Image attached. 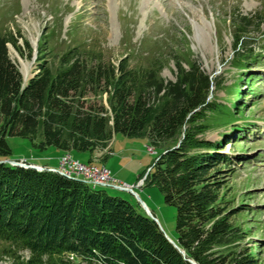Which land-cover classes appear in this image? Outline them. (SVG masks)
I'll return each mask as SVG.
<instances>
[{
	"label": "trees",
	"instance_id": "trees-1",
	"mask_svg": "<svg viewBox=\"0 0 264 264\" xmlns=\"http://www.w3.org/2000/svg\"><path fill=\"white\" fill-rule=\"evenodd\" d=\"M262 22L260 13L231 17L237 68L257 59L247 34ZM8 44L20 50L13 33L0 32V260L259 264L251 246L243 243L247 232L231 220L247 207L229 206L222 194L234 171L233 157L224 152L231 137H204L209 129L228 127L236 119L237 100L228 106L212 96L219 81L179 55H173L176 72L170 80L162 77L158 56L147 65L133 64L131 56L113 63L101 49L75 44L49 56L40 44L39 71L24 84ZM237 84L238 98L245 92ZM103 93L106 103L100 100ZM238 127L230 129L237 132ZM116 133L159 149L144 182L156 185L174 206V235L166 234L177 247L139 203L58 172L3 161L11 153L9 137L26 138L40 151L72 153L104 148Z\"/></svg>",
	"mask_w": 264,
	"mask_h": 264
},
{
	"label": "rangeland",
	"instance_id": "rangeland-1",
	"mask_svg": "<svg viewBox=\"0 0 264 264\" xmlns=\"http://www.w3.org/2000/svg\"><path fill=\"white\" fill-rule=\"evenodd\" d=\"M238 13L264 17V0H0V32H11L18 38L20 50L11 44L8 48L23 83L39 71L42 41L41 47L48 48L49 56L75 44L101 49L113 63L131 56L133 64L147 65L158 56L163 63L161 75L170 80L176 72L173 55H179L185 62L195 61L219 81L212 86V96L228 106L234 100L239 102L230 126L240 127L236 132L230 126H217L204 137L212 141L223 140L224 133L231 137L224 152L233 157L234 171L227 177L222 194L229 206L242 203L247 207L231 220L247 232L243 243L251 246L259 264H264V22L257 28L251 26L247 34L248 48L257 59L237 68L230 19ZM23 63L29 68L26 80ZM241 73H246L245 77ZM237 83L245 92L238 98L234 95ZM100 100L106 103V93ZM7 141L11 148L7 160L36 163L44 170L58 172L62 154H69L85 165L108 169L110 175V170L114 171L115 179L111 175L110 184L98 188L139 203L123 189L131 186L165 233L174 235V206L164 201L156 185L144 182L160 152L147 140L116 133L104 148L60 154L53 148L34 149L26 138L9 137ZM3 244L0 241V253ZM21 254L27 258V252ZM14 261L4 258L0 264H16Z\"/></svg>",
	"mask_w": 264,
	"mask_h": 264
},
{
	"label": "built area",
	"instance_id": "built-area-1",
	"mask_svg": "<svg viewBox=\"0 0 264 264\" xmlns=\"http://www.w3.org/2000/svg\"><path fill=\"white\" fill-rule=\"evenodd\" d=\"M62 164L58 172L68 171L71 175H76L78 177H83L91 181V184H106L109 185L111 180V175L108 169L102 167H92L75 161L69 154H62ZM19 163H25L19 162ZM61 170V171H60ZM116 188H121L120 186L114 185ZM123 188V187H122ZM131 186L124 187L123 189H129Z\"/></svg>",
	"mask_w": 264,
	"mask_h": 264
},
{
	"label": "water",
	"instance_id": "water-1",
	"mask_svg": "<svg viewBox=\"0 0 264 264\" xmlns=\"http://www.w3.org/2000/svg\"><path fill=\"white\" fill-rule=\"evenodd\" d=\"M26 82H24V84H25ZM3 161H8V162H14V164L15 165H20L19 163H16L15 161H12V160H3ZM27 165V167H29V168H34V169H36V170H44L45 168L43 167V166H41V165H37V164H26ZM22 166H24V165H22ZM130 193H132L136 198H137V200H138V202H139V204L141 205V207L143 208V210H144V212L150 217V218H152L158 225H159V227L163 230V228L161 227V225H160V223H159V221H158V219L151 213V211L148 209V207L146 206V204L138 197V195H137V193L133 190V189H131V188H129V189H127ZM164 231V230H163ZM165 232V231H164ZM165 235H166V237L168 238V240L170 241V242H172L175 246H176V244L172 241V239L165 233ZM177 247V246H176ZM182 252V251H181ZM183 253V252H182ZM189 262L190 263H192V264H195V262L194 261H192V260H190L189 259Z\"/></svg>",
	"mask_w": 264,
	"mask_h": 264
},
{
	"label": "bare ground",
	"instance_id": "bare-ground-1",
	"mask_svg": "<svg viewBox=\"0 0 264 264\" xmlns=\"http://www.w3.org/2000/svg\"><path fill=\"white\" fill-rule=\"evenodd\" d=\"M23 67H24V72H25V74H26V76H25V80H26V78H27V74H28V65H26L25 63H23ZM19 164H23L24 166H25V164L24 163H19ZM92 167H96V166H92ZM54 170V169H53ZM61 175H64L65 177H68V178H71L69 175H71V174H69L68 173V171H61V172H59ZM73 176L75 177V178H77L78 176H76V175H72V178H73ZM82 178V177H81ZM78 179V178H77ZM81 180H83V181H89V180H87V179H81ZM89 183H91V181H89ZM88 183V184H89ZM91 186H93V187H98V186H106V184H96V185H98V186H94V184L92 185V184H90Z\"/></svg>",
	"mask_w": 264,
	"mask_h": 264
},
{
	"label": "crops",
	"instance_id": "crops-1",
	"mask_svg": "<svg viewBox=\"0 0 264 264\" xmlns=\"http://www.w3.org/2000/svg\"><path fill=\"white\" fill-rule=\"evenodd\" d=\"M59 154H60V153H59ZM110 171H111V175H112V177L115 179V177H116V176H115V175H116L115 172L112 171V170H110Z\"/></svg>",
	"mask_w": 264,
	"mask_h": 264
}]
</instances>
